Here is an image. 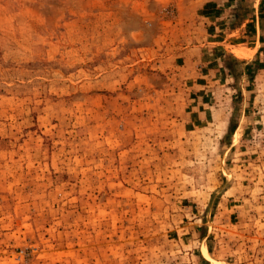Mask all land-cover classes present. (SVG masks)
<instances>
[{
  "label": "rangeland",
  "instance_id": "374dc122",
  "mask_svg": "<svg viewBox=\"0 0 264 264\" xmlns=\"http://www.w3.org/2000/svg\"><path fill=\"white\" fill-rule=\"evenodd\" d=\"M0 264H264V0H0Z\"/></svg>",
  "mask_w": 264,
  "mask_h": 264
},
{
  "label": "trees",
  "instance_id": "16d2710c",
  "mask_svg": "<svg viewBox=\"0 0 264 264\" xmlns=\"http://www.w3.org/2000/svg\"><path fill=\"white\" fill-rule=\"evenodd\" d=\"M229 65V64H228ZM227 67V66H226ZM231 67V65L229 66V68ZM230 72H232V67L230 68ZM233 75L236 76V74L233 72Z\"/></svg>",
  "mask_w": 264,
  "mask_h": 264
},
{
  "label": "bare ground",
  "instance_id": "6f19581e",
  "mask_svg": "<svg viewBox=\"0 0 264 264\" xmlns=\"http://www.w3.org/2000/svg\"><path fill=\"white\" fill-rule=\"evenodd\" d=\"M207 253V252H206Z\"/></svg>",
  "mask_w": 264,
  "mask_h": 264
}]
</instances>
